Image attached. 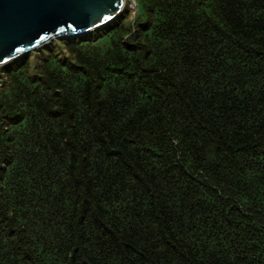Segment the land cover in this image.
<instances>
[{
    "label": "trees",
    "instance_id": "trees-1",
    "mask_svg": "<svg viewBox=\"0 0 264 264\" xmlns=\"http://www.w3.org/2000/svg\"><path fill=\"white\" fill-rule=\"evenodd\" d=\"M136 2L0 66V264H264V0Z\"/></svg>",
    "mask_w": 264,
    "mask_h": 264
},
{
    "label": "water",
    "instance_id": "water-1",
    "mask_svg": "<svg viewBox=\"0 0 264 264\" xmlns=\"http://www.w3.org/2000/svg\"><path fill=\"white\" fill-rule=\"evenodd\" d=\"M126 0H0V66L116 19Z\"/></svg>",
    "mask_w": 264,
    "mask_h": 264
},
{
    "label": "rangeland",
    "instance_id": "rangeland-1",
    "mask_svg": "<svg viewBox=\"0 0 264 264\" xmlns=\"http://www.w3.org/2000/svg\"><path fill=\"white\" fill-rule=\"evenodd\" d=\"M139 2H141L142 0H138ZM138 12V8H137V2L136 0H126L125 2V6L124 9L122 11V13L113 21L109 22L108 24L101 26L97 29H95L94 31H91L85 35H92L93 37H98L99 35H101L103 32H105V30H107V28L109 26H112L113 24H115L117 21H122L124 24H128L130 21L131 23L134 21V18H136V14ZM82 35V36H85ZM81 36V37H82ZM80 37V36H78ZM78 37H74V38H78ZM74 38H63V39H53L52 41H50L49 43L42 45L40 48L38 49H34L32 51H30L27 54H23L17 58H15L14 62H18L16 65H20V64H25L26 66L29 65V69L31 71V74L34 75V73L43 68V65L38 66V64L40 63V57L41 55L44 58H47L49 54H56L59 58H63L66 55H70L72 56L71 52L68 51L70 45L65 44V41L68 40L70 41L71 39L73 40ZM17 59V60H16ZM25 61H28L30 64H26ZM11 62V61H10ZM8 62V63H10ZM7 64V63H6ZM42 64V63H41ZM5 65V64H4ZM3 66V65H2ZM1 66V67H2Z\"/></svg>",
    "mask_w": 264,
    "mask_h": 264
}]
</instances>
